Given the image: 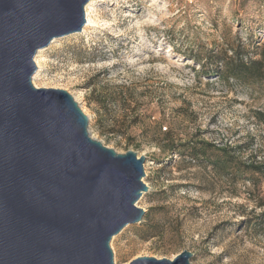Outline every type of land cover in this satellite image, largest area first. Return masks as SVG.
Masks as SVG:
<instances>
[{
  "label": "rangeland",
  "instance_id": "374dc122",
  "mask_svg": "<svg viewBox=\"0 0 264 264\" xmlns=\"http://www.w3.org/2000/svg\"><path fill=\"white\" fill-rule=\"evenodd\" d=\"M86 7L89 23L85 14L79 34L37 52L33 84L66 90L93 138L145 157L147 190L137 205L147 216L113 236L114 264L183 250L193 264H264V123L255 117L264 112V0H89ZM237 38L251 42L261 70L222 81L207 50ZM177 148L205 153L192 158ZM223 155L234 163L214 167Z\"/></svg>",
  "mask_w": 264,
  "mask_h": 264
},
{
  "label": "water",
  "instance_id": "95a60500",
  "mask_svg": "<svg viewBox=\"0 0 264 264\" xmlns=\"http://www.w3.org/2000/svg\"><path fill=\"white\" fill-rule=\"evenodd\" d=\"M88 2L0 0V264H114L111 239L145 214V157L105 146L69 92L32 82L37 52L79 34Z\"/></svg>",
  "mask_w": 264,
  "mask_h": 264
},
{
  "label": "trees",
  "instance_id": "16d2710c",
  "mask_svg": "<svg viewBox=\"0 0 264 264\" xmlns=\"http://www.w3.org/2000/svg\"><path fill=\"white\" fill-rule=\"evenodd\" d=\"M251 49H253L251 42H242L240 38H237L236 44L233 42L229 44L226 40H221L218 44H215L212 50H207V58H205L207 60L209 59V61L214 60L215 66L213 74L222 81H227L229 79L238 81L243 79V73L246 71L249 72V75L253 76L255 72L257 73L261 70V66L259 65L262 63V58H257L256 55H250ZM189 57L192 61H197L199 66H204L205 63L201 60L199 61L196 55ZM205 73L207 78H209L211 73ZM246 79L247 78H245L244 81H248ZM255 117L257 121L264 123V112L260 110L256 111ZM168 133L169 132L166 134ZM185 145L186 142L179 144L181 147H184ZM203 149L204 148H177V151L178 153L186 152L188 156L196 158L201 157L205 153ZM232 162V160H228L227 155H223V158L219 157L217 160H214L213 165L214 167L219 166L220 168L226 169L228 167V163L231 164ZM254 170L259 171L257 168H254ZM146 216L147 214H144L142 219L145 220Z\"/></svg>",
  "mask_w": 264,
  "mask_h": 264
},
{
  "label": "bare ground",
  "instance_id": "6f19581e",
  "mask_svg": "<svg viewBox=\"0 0 264 264\" xmlns=\"http://www.w3.org/2000/svg\"><path fill=\"white\" fill-rule=\"evenodd\" d=\"M85 14H86V17H87V22L89 23L87 7H86V9H85ZM39 52H40V51H39ZM35 62H36V66H37L38 68H40V67H39V62L37 61V57L35 58ZM37 73H38V71L35 73V75H34V77H33V83H34V84H35V78H36V76H37Z\"/></svg>",
  "mask_w": 264,
  "mask_h": 264
},
{
  "label": "built area",
  "instance_id": "2783aa9c",
  "mask_svg": "<svg viewBox=\"0 0 264 264\" xmlns=\"http://www.w3.org/2000/svg\"><path fill=\"white\" fill-rule=\"evenodd\" d=\"M240 1H243V0H240Z\"/></svg>",
  "mask_w": 264,
  "mask_h": 264
}]
</instances>
